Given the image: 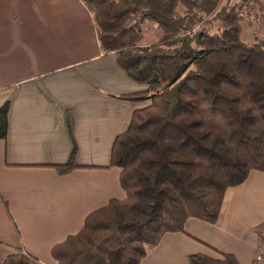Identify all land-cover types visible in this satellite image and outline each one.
Returning a JSON list of instances; mask_svg holds the SVG:
<instances>
[{"label": "trees", "instance_id": "obj_1", "mask_svg": "<svg viewBox=\"0 0 264 264\" xmlns=\"http://www.w3.org/2000/svg\"><path fill=\"white\" fill-rule=\"evenodd\" d=\"M81 1L102 51L147 87L122 98L149 104L133 112L112 146L125 197L89 214L54 253L58 264H139L164 233L183 232L189 217L214 223L226 189L251 170L264 171V49L240 41L239 16L218 0ZM180 5L185 13L177 11ZM194 7L227 26L217 35H185L197 21ZM146 19L159 25L161 40L142 46ZM7 112L5 103L0 137ZM72 159L60 169L72 168ZM261 226L264 231V221ZM219 253L190 255L188 262L240 264ZM2 264L41 263L18 250Z\"/></svg>", "mask_w": 264, "mask_h": 264}, {"label": "crops", "instance_id": "obj_2", "mask_svg": "<svg viewBox=\"0 0 264 264\" xmlns=\"http://www.w3.org/2000/svg\"><path fill=\"white\" fill-rule=\"evenodd\" d=\"M145 88L102 51L81 0H0V108L8 103L0 264L18 250L58 264L54 247L80 232L89 214L125 197L111 151L143 106L122 96ZM263 221L264 171L251 170L226 189L214 223L189 217L183 232L164 233L139 264H189L190 255L219 252L258 264Z\"/></svg>", "mask_w": 264, "mask_h": 264}, {"label": "rangeland", "instance_id": "obj_3", "mask_svg": "<svg viewBox=\"0 0 264 264\" xmlns=\"http://www.w3.org/2000/svg\"><path fill=\"white\" fill-rule=\"evenodd\" d=\"M219 7H227L233 10L235 14L239 16L240 19V32L239 39L241 42L246 45H258L262 49H264V6L261 5L260 0H218ZM179 13H185V7L180 5L177 8ZM199 11L195 7L191 9L192 12L196 14V23L186 31L187 36L202 34V35H217L220 34L221 27H226L227 23L225 20L218 19L214 12L207 13L203 12V14L198 13ZM138 19V18H137ZM141 40L140 45L149 46L152 44L158 43L161 40V32L159 25L151 20L146 19L141 24ZM176 36L177 38L182 36ZM194 65H190V69H195ZM146 86V85H145ZM147 88V87H146ZM146 88L143 89L142 92L146 91ZM144 108L149 101H141ZM140 108V109H141ZM262 234L264 233L262 226H260ZM259 235V241H260ZM255 256V255H254Z\"/></svg>", "mask_w": 264, "mask_h": 264}, {"label": "built area", "instance_id": "obj_4", "mask_svg": "<svg viewBox=\"0 0 264 264\" xmlns=\"http://www.w3.org/2000/svg\"><path fill=\"white\" fill-rule=\"evenodd\" d=\"M198 13L203 14L202 11H199ZM260 241L256 246V252L254 256V260L258 264H264V237L260 236Z\"/></svg>", "mask_w": 264, "mask_h": 264}]
</instances>
